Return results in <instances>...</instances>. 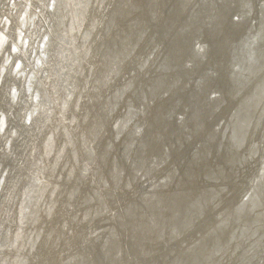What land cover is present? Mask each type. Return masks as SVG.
Listing matches in <instances>:
<instances>
[{
    "label": "clouds",
    "instance_id": "clouds-1",
    "mask_svg": "<svg viewBox=\"0 0 264 264\" xmlns=\"http://www.w3.org/2000/svg\"><path fill=\"white\" fill-rule=\"evenodd\" d=\"M64 2L73 16L72 31L77 32L71 37L73 50L71 53L65 49L58 52L55 64L48 60L46 52H42L35 63L29 61L34 73L33 87L27 90L23 100L20 97L21 91L25 92L24 86L18 94L9 90L13 102L24 105L17 117L18 124H10L11 113L6 118L5 111L0 109V207L8 212L7 205L15 204L23 192L34 218L41 219L57 202H73L72 190H81L84 201L81 207L88 210L85 220L79 222L82 229L70 232L67 227L61 229L56 224L47 234L46 246L51 243L53 249H61L63 241L64 247L56 257L58 264H94L87 245L103 239L102 250L106 249L110 241L119 240L117 226L126 228L129 221L134 230L159 231L161 235L168 233L178 239L205 219L210 206L217 221L212 232L227 228L233 221L239 225L247 215L255 216L257 221L264 218V0H259L258 16L251 20L244 38L231 49L229 79L233 90L227 97L216 89L207 95L211 109L209 120L227 107L207 134V141H216L218 136L217 152L224 153L229 167L220 166L218 174L213 171L203 173L202 177H189L192 181L200 179L202 183L198 188L186 189L181 186L179 168L171 162L169 145L163 144L158 151L150 150L145 138V114L150 107L148 93L151 89H145L142 77L147 76L149 67L157 59L156 47L139 52L140 35L129 32L123 36L117 34L115 41L118 43L102 45L95 53L87 39L83 47L77 48L78 30L83 26L85 31L84 15L88 18L85 32L94 33L104 28L111 36L112 28L105 25L107 16L104 15L105 5L111 7V4L107 0ZM256 11L253 0H241V11L233 20L251 18ZM69 35L65 31V36ZM208 49L207 42L197 38L193 42V58L186 60L184 67L191 69L196 59L206 60ZM0 55L3 56L0 65L8 67L12 59L2 45ZM45 65L51 71L44 73L45 79H40ZM53 65L60 69L62 83L58 90H49L46 83V79L52 78ZM208 74L217 75L211 69ZM203 82V77L197 78L198 90ZM74 97H80L83 102ZM189 111V108L182 111L184 115L179 118L178 125L184 127L185 122L191 120L195 131H204L202 110L198 111V118H193L197 111L191 117ZM66 115L71 118L66 120ZM193 128L188 127L185 132ZM53 136L58 150L61 142L68 149L64 159L69 163L61 167L75 169L71 179L61 181L59 188L53 186L55 181L49 183L56 175L47 159L52 155ZM200 147L201 142L197 145L198 149ZM74 151L80 155L73 165L70 157ZM207 155H212L211 149ZM9 158L12 164L5 166L4 160ZM241 170L250 171V175L239 184L232 204L223 206V194L231 196L233 191L227 182L228 174L234 172L239 177ZM47 192L56 199H46ZM97 228L100 230L96 231ZM236 231L243 237L247 228L235 229L233 239ZM41 234L33 233L35 240L25 241L18 235L15 241L0 243V264H29V257L33 261L39 259L33 253ZM255 247L257 244H251L246 253H251ZM121 255L118 250L117 259ZM260 264H264V257Z\"/></svg>",
    "mask_w": 264,
    "mask_h": 264
},
{
    "label": "bare ground",
    "instance_id": "bare-ground-1",
    "mask_svg": "<svg viewBox=\"0 0 264 264\" xmlns=\"http://www.w3.org/2000/svg\"><path fill=\"white\" fill-rule=\"evenodd\" d=\"M253 1L254 6L257 7L253 17L236 22L233 16L241 11V0H107L111 7L105 5L107 8L104 13L107 16L105 25L112 28L111 36L104 28L94 33L85 32L88 28V18L87 15L83 16L85 31L83 26L78 30L80 35L75 41L77 48L83 47L84 40L87 39L91 47L95 42L93 52L95 53L102 45L111 46L114 42L118 43L115 41L117 34L123 36L129 32L134 36L140 35L139 52L156 47L157 59L154 65L149 67L147 76L142 77L145 89L147 90V87L151 89L148 93L150 107L145 114V138L150 144V150L158 151L163 144L169 145L171 162L180 170L182 188L201 186L202 180L192 181L189 177H202L203 173L213 171L218 174L220 166L225 169L229 167L224 153L217 152L218 136L216 141H207V134L212 130L213 125L218 123L219 116L227 111V107L209 120L211 109L208 106L207 95L211 90L219 89L227 97L229 91L233 90L229 79L230 53L233 45L243 39L251 24L250 20L258 16L259 0ZM139 4L143 6L139 8ZM79 15L77 13V16ZM72 28L73 16L64 0H0V45L12 59L8 67L0 65V109L5 111L6 118L8 113H11L10 124L19 123L17 117L23 112L24 105L19 102L14 103V97L9 94V90L12 89L18 94L24 86L25 92L21 91L20 97L23 100L27 90L33 87L31 81L34 73L29 67V61L35 63L36 58L40 57L42 52H46L48 60L55 64L58 60L56 56L58 52L65 49L67 53H71L73 50L71 37L77 35ZM65 31L70 34L68 37L65 36ZM98 34L101 39H97ZM197 38L209 45L207 59L204 61L196 59L191 69L185 68L184 62L193 58V42ZM2 61L3 56L0 55V63ZM52 67V78L46 79V83L49 85V90L54 88L58 90V85L62 83L60 69L55 65ZM209 69L217 75H209ZM50 71L45 65L39 78L45 79L44 73ZM199 77H203L204 82L198 90L196 80ZM74 99L80 101L78 97ZM188 108L189 117L197 111L193 118H198V111L202 110V119L206 126L204 131H195L191 120L185 122L184 127L178 125L179 118L184 115L182 111ZM70 118L65 116L66 120ZM188 127L193 130L186 133L185 129ZM49 136H52V133H49ZM55 140L56 137L53 136V143L50 146L52 155L47 159L56 173L49 183L55 181L53 186L59 188L61 181L66 178L71 179L75 169L61 167L62 164L69 163L64 159L68 149L61 142L58 150ZM200 142L201 147L198 149L197 145ZM103 144L102 141L101 149ZM116 148L118 155L120 145L118 144ZM209 149L212 152L211 156L207 155ZM79 155V152H73L70 157L73 165L79 160ZM4 164L11 165L12 160L6 159ZM228 175L227 182L230 190L233 191L231 196L228 193L223 194V206H230L236 199L239 184L245 181L250 171L241 170L239 177L234 172ZM44 195L49 201L56 199L51 192ZM76 198L80 204L84 202L79 189L71 191L73 202L63 204L57 202L54 207L49 208L47 216L39 219L32 217L33 209L26 204L21 192L20 199L15 204L7 205L8 212L0 207V243L15 241L18 235L20 239L25 236V241L35 240L36 236L32 234L42 233L33 253V256L39 259L33 261L32 257H29V264H58L56 257L64 247L63 241H61V249H53L51 243L46 246L47 234L56 224H59L61 229L67 227L70 232L82 229L83 226L79 222L85 220L88 210L81 207L77 212ZM128 198L131 199L130 196ZM250 217L255 216L247 215L239 225L234 221L229 228H246L245 222L251 219ZM259 220L258 227L264 228V218ZM95 222L100 223L99 220ZM215 224V212L212 211L211 206L205 219L193 231L178 239L168 233L161 235L159 231L134 230V226L129 221L126 228L117 226L120 233L118 241H110L107 248L102 250L104 242L101 239L99 242L87 245L86 250L91 253L94 264H245L246 250L254 243L248 240L245 233L242 237L241 232L237 231L236 238L223 246L218 253L195 245L198 243L196 241L213 229ZM69 225L71 227H68ZM113 227L115 228V225ZM75 243L78 245L79 240L77 239ZM118 250L122 255L117 259ZM5 254H8L7 250ZM14 254L13 252L12 255ZM194 255L196 258H203V261H196Z\"/></svg>",
    "mask_w": 264,
    "mask_h": 264
},
{
    "label": "water",
    "instance_id": "water-1",
    "mask_svg": "<svg viewBox=\"0 0 264 264\" xmlns=\"http://www.w3.org/2000/svg\"><path fill=\"white\" fill-rule=\"evenodd\" d=\"M253 3L255 4L254 1H253ZM250 23H251V20H250ZM244 36H245V34H244ZM257 138H259V134L257 135ZM241 177H242V175H241ZM252 206L255 207L256 206L255 203ZM240 211L241 212L244 211L243 207H241ZM250 218L251 219H248L245 222V224L247 226L246 227L247 231L245 232V234H246V236H248V240L253 241L255 244H257V247H255L251 253L245 254V257H246L245 264H247V261H249V260L251 261V264H258V263H260L261 257H264V239H262V237H264V228L258 227V225L260 224L259 223L260 220L257 221V218H255V217H250ZM216 223H217V221H216ZM249 225L250 226L254 225L256 227L252 228ZM229 226L225 229L216 230L215 232H212L211 230L208 231L199 240L200 242L197 240L198 243H196L195 245L200 246V248L204 247V248L211 249V251L216 252V253L220 252L222 250L223 246H226V244L231 243L234 240L233 239V233H234V230L237 229L238 227H233L230 229ZM213 227H215V225ZM236 233H237V231L235 232V236H236ZM253 233H256L255 236L253 235ZM203 238H205V239H203ZM253 257H255V258H253ZM194 259L196 261H203V258H198V257L196 258L195 255H194ZM186 262H188V260Z\"/></svg>",
    "mask_w": 264,
    "mask_h": 264
},
{
    "label": "rangeland",
    "instance_id": "rangeland-1",
    "mask_svg": "<svg viewBox=\"0 0 264 264\" xmlns=\"http://www.w3.org/2000/svg\"><path fill=\"white\" fill-rule=\"evenodd\" d=\"M142 6H143L142 4H141V5H140V4L138 5L139 8H141ZM161 33H162V35L164 36V32H163V30H161ZM98 35H99V34H98ZM94 50H95V42H94L93 47H92V51H93V52H94ZM78 98L80 99V102H81V98H80V97H78ZM76 199H77V200H76V203H77V204H76V207H75V208H76V211L78 212V211L81 209V204H80V201L78 200V198H76ZM32 217H34L33 214H32ZM23 239L25 240V236H24Z\"/></svg>",
    "mask_w": 264,
    "mask_h": 264
}]
</instances>
